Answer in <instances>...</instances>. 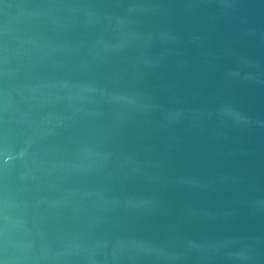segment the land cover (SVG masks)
Returning <instances> with one entry per match:
<instances>
[{"label":"water","instance_id":"1","mask_svg":"<svg viewBox=\"0 0 264 264\" xmlns=\"http://www.w3.org/2000/svg\"><path fill=\"white\" fill-rule=\"evenodd\" d=\"M0 264H264V0H0Z\"/></svg>","mask_w":264,"mask_h":264}]
</instances>
